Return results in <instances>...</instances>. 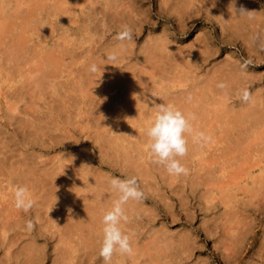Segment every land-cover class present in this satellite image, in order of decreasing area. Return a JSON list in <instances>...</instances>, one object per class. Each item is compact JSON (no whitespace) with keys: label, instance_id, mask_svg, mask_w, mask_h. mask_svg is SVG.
Returning <instances> with one entry per match:
<instances>
[{"label":"bare ground","instance_id":"bare-ground-1","mask_svg":"<svg viewBox=\"0 0 264 264\" xmlns=\"http://www.w3.org/2000/svg\"><path fill=\"white\" fill-rule=\"evenodd\" d=\"M65 1L0 0V33H2L0 43L3 45L0 48V65L2 62L6 63L4 69L10 73L11 76L8 75V77L13 80V83L8 84L6 89H0L1 91L5 90L0 91V95L5 97L6 103L4 107L0 103V181H5V185L2 184L10 191L17 185L27 186L34 199V204L27 211L17 209L12 200L13 193L6 195L0 189V250H4L3 258L0 257V264L3 261L11 263V259H15L18 264H45L44 247L47 243H51L52 239L56 240L54 244L52 243L54 257L51 264H106L99 255V241L102 237L101 216L111 207L112 201L118 196V193L109 184L110 177L115 174L123 176V178L135 176L142 196L138 200L129 199L123 205L128 219L122 222L121 227L129 235L132 252H114L107 264H160L162 260L164 262L171 261L173 264H188L191 241L188 230L179 232L171 230L167 223L170 220L171 223L179 222L188 225L187 211H182L186 208L187 202L181 196L183 193H179L183 188H177L173 184V178L176 175L168 174L162 166L154 163L150 158L148 148L142 147L147 143L144 128L139 130L134 127L135 131L131 132L130 139L123 125L131 121L133 117L136 119L137 114L142 113L145 109L154 111L157 104L165 103L173 105L179 110L182 109V106L188 108L186 111L189 116L199 120L203 118L206 120L210 118V115L215 114L220 123L218 127L224 132V137H227L233 144H237L250 138L259 125L264 127V87L261 88V86V89L258 88L254 93L249 94L247 101L236 96V86H240L241 90L238 94H242L246 87L253 89L252 84L255 80L253 73L248 72L246 67L238 63V57L227 56L223 61L212 64L206 68L205 72L199 74V71L203 69V63L216 54L218 47L206 48L202 42L196 41L182 50L164 29L160 32H149L141 44H135L134 39L139 36L144 26L147 27L150 20L148 18L150 12L145 10V7L148 6L143 7L144 9L140 8L141 3L145 0H89L90 3L87 0L88 4H86V10H84L81 20L75 19V14L65 16L66 11L71 14L76 9L73 4L63 7L62 4ZM178 2L183 8H187L191 0H162L160 3H162L163 11L171 15ZM209 4H213V0H210ZM248 4L250 3L248 2ZM245 6L236 7L232 2H225L218 6L219 16L227 21L226 30L228 31L226 39L219 38L218 41L228 45L233 44L235 39L241 38L247 52L255 55V60L260 62L264 58V19L254 18ZM254 7L256 6L254 5ZM218 11L216 12L218 13ZM180 13L185 12L180 11ZM40 14H48L53 17L49 20L51 31L64 25L62 31H71V34L81 31V36L86 35L88 40L92 39L90 38L91 31L104 38L96 45L93 44V48L91 46L90 49H87L77 41H75L77 43L71 42L69 46L61 44L58 42L60 35L55 39L52 38L48 48H46V42L36 48L35 43H26L27 40L22 35V31L27 30L32 22L38 20ZM153 23L156 24L155 21ZM38 25H36V31L39 30ZM125 25L131 30V38L118 40L116 34ZM102 26L103 30L100 31ZM40 28L42 27L40 26ZM219 29L222 31V28ZM107 31H115L116 34L108 38L105 37ZM52 35L50 34V36ZM65 41L67 40L65 39ZM93 42L91 41V43ZM109 54H113L114 59H108ZM193 54L195 55L191 58ZM182 62L185 64L181 66ZM26 64L24 70L23 66ZM91 64L97 65V70L94 73L89 71ZM185 65H188L189 71H191L190 67L194 66L192 68L195 74L191 75L193 82L190 84L191 86H187L189 83H186L188 74L187 70L183 68ZM221 82L224 87H218ZM174 86H178V89L173 91ZM191 93L192 96H189ZM45 95L47 96L45 97ZM231 97L232 101L229 102ZM234 97H238V99ZM150 101L156 102L155 105L153 103L152 106ZM76 107L83 112L81 124L78 122L77 126H71V124L68 126L67 123L60 122L66 117L64 116L66 114L63 115L62 112L70 113L69 110ZM183 112L185 111L183 110ZM146 118L148 119V117ZM211 122L210 124L213 123ZM10 128L15 129L14 137L13 134H10L15 141L13 145L11 138L9 141L8 138L7 140L2 139L3 131L7 132ZM211 129L212 132L213 129ZM261 130L260 132H262ZM252 146L250 147L252 148ZM230 151L232 152V150H229V155ZM54 152L59 154L48 155ZM184 158H181L182 163ZM223 162L225 163V160ZM225 164L227 166V163ZM240 164V166L244 165ZM250 164L252 165V163ZM237 167H239L238 164ZM103 168L109 172L103 171ZM216 168L214 169L216 170ZM241 170L239 174L246 169L242 172ZM205 173L210 174L209 170L204 173L201 171L196 177L194 176L195 179L191 180L189 188L192 192L197 185L206 184L207 174L203 176ZM262 174L264 173L262 172ZM180 178L181 176L179 180ZM213 183H210V186ZM220 183L223 184V181ZM224 184L227 185L225 182ZM162 187L164 191H167L170 199L174 198V195L177 196L178 209L176 212L172 203L166 198L160 197L159 200L166 207V211L159 214L161 215L159 217L158 209L144 206V201L153 200L156 196L158 198L160 196L159 189ZM262 187L258 189L261 190ZM226 190H224L225 193ZM210 191L208 192L210 193ZM233 191L231 192L233 193ZM5 192L8 193L6 190ZM240 202L242 201L240 200ZM160 218L166 221L163 222ZM29 220L32 222L31 229L26 226V221ZM235 220L238 221V219ZM157 221H159V225L156 226ZM236 236L233 237V240L237 238ZM39 238L44 240L43 244L37 241ZM247 240L246 242H248ZM228 243L225 240L223 245ZM226 251L228 252V250Z\"/></svg>","mask_w":264,"mask_h":264},{"label":"rangeland","instance_id":"rangeland-1","mask_svg":"<svg viewBox=\"0 0 264 264\" xmlns=\"http://www.w3.org/2000/svg\"><path fill=\"white\" fill-rule=\"evenodd\" d=\"M70 1V3H69ZM66 0L62 6L63 7H67L69 6L68 4H70V6L73 4L74 5V9L71 14L70 12L66 11V15L65 13L63 15L65 16H70V15H74L75 19H79L81 20L84 16V10H86V4L90 3V1L88 0ZM143 1V0H142ZM157 0H145L141 3L140 8L144 9L143 7H145V10H149V15L148 18H150L148 25H146L147 27H143L141 29V32L139 34V36L137 38L134 39L135 44L139 45L141 44V42H143L144 38L147 36V34L152 33V32H160L161 30H166V32L168 31L170 38L172 39V41L175 42L176 45H178L180 48H182V50L187 46L190 45L191 43H194L196 41L202 42L204 46H206V48H215L218 47V50L216 52V54L210 58H208V60H206V62L203 63V69L199 71V74H202L203 72H205L206 68L210 67L212 64L216 63V62H221L224 60V58H226L227 56H233L235 58L238 57L237 61L238 63H240V65H242L243 67H246L248 69V72H252L253 73V77H254V81L252 84V88H247V91L249 94H251L252 92L254 93V91L261 89L264 87V58L262 59V61L258 62L255 60V55L250 54L247 52L246 50V46L243 43L242 44V39L237 38L234 40L233 44H223L221 42L218 41L219 38H225L228 35V31L227 29V21L225 19H223L222 17L219 16V9L218 6L222 5L225 2H232L236 7L239 6H245L247 8L248 11H250L253 15L254 18H263L264 19V0H248L246 2V0H240L238 2V0H213V4H209L210 0H191L190 5H188L187 8H183V6L180 5V3L176 4V9L174 11H172L171 15L167 14L165 11H163V6H162V0L159 2H156ZM189 1V0H188ZM203 1V2H202ZM251 1V2H250ZM78 2V3H77ZM80 2V3H79ZM86 2V3H85ZM154 2V3H153ZM199 2V3H198ZM219 2V3H218ZM248 2L250 4H248ZM150 3V4H149ZM157 3V4H156ZM201 3V4H200ZM217 3V4H216ZM252 3V4H251ZM259 3V4H258ZM66 4V5H65ZM76 4V5H75ZM148 4V5H147ZM161 4V5H160ZM198 6H196V5ZM248 4V6H247ZM256 7H254V5ZM161 7H160V6ZM217 5V6H216ZM204 6V7H202ZM214 8H212V7ZM159 7V8H158ZM179 7V8H178ZM207 7V8H206ZM148 8V9H147ZM156 10H155V9ZM182 8V9H180ZM202 8V9H201ZM205 8V9H204ZM211 8V9H210ZM253 8V9H252ZM82 9V10H81ZM179 9V10H178ZM185 9V10H184ZM214 11H213V10ZM195 10V12H194ZM201 10V11H200ZM205 10V11H203ZM263 10V11H262ZM76 11V12H75ZM159 11V12H158ZM179 11V12H178ZM181 12H185V13H180ZM212 11V12H211ZM218 11V13L216 12ZM75 12V13H74ZM162 12V14H160ZM198 12V14H197ZM206 12V13H204ZM78 16H77V14ZM83 13V14H82ZM180 13V14H179ZM187 13V14H186ZM196 13V14H195ZM203 14V15H202ZM207 14V15H206ZM44 17H43V16ZM48 14H40L38 20H35L34 22H32V25L30 27H27L28 29L22 31V35H24V37H26V43H35V47L38 48L40 47V45H44V43L46 44V48H48L49 46V42H52V38L55 39V37H60L58 38V42H60L61 44L65 45V46H69L71 42H80V44L87 49H90L91 46L93 48V44H97L99 43L98 41H102L103 38H101V35H99L98 33H94L93 31L90 32V34L92 35L90 38V40H88L89 38L85 37V36H81L80 32L77 33H72L71 31H62L63 26L56 28L55 31H51L50 30V21L51 18H53L51 15ZM173 15V16H172ZM178 15V16H177ZM183 15V17H181ZM190 15V16H189ZM211 15V16H210ZM218 15V16H217ZM189 16V17H188ZM217 16V17H216ZM48 17V18H45ZM174 17V18H173ZM185 17H187L185 19ZM196 17V18H195ZM41 18V19H40ZM45 18V21H44ZM50 18V19H49ZM176 18V19H175ZM182 18V19H180ZM190 18V21H189ZM207 18V19H206ZM159 19V20H158ZM180 19V20H179ZM217 22H216V20ZM47 20V21H46ZM173 20V21H172ZM176 20V21H175ZM179 20V21H178ZM184 20V21H183ZM37 21V22H36ZM40 21V23H39ZM153 21L156 22L153 23ZM44 22V23H43ZM182 22V23H181ZM191 22V23H190ZM195 22V23H194ZM37 23V24H35ZM46 23V24H45ZM151 23V24H150ZM165 23V24H164ZM180 23V24H179ZM194 23V24H193ZM216 23V24H215ZM39 24V25H38ZM150 24V25H149ZM189 24V25H188ZM193 24V25H192ZM222 24V25H221ZM35 25V26H34ZM36 25H38L39 30H35L36 29ZM47 25V26H46ZM153 25V26H152ZM155 25V26H154ZM220 25V26H219ZM40 26L42 28H40ZM46 26V28H45ZM149 26V27H148ZM168 26V27H167ZM186 26V27H185ZM33 27V28H31ZM182 27V28H181ZM218 27V28H217ZM161 28V29H160ZM222 31H224L223 33H221V29ZM32 29V30H31ZM41 29V30H40ZM172 29V30H171ZM176 29V30H175ZM219 29V30H218ZM103 30V26L100 27V31ZM33 31V32H31ZM51 31V33H50ZM187 31V32H186ZM204 31V32H203ZM36 32V33H35ZM67 32V33H66ZM111 32V31H110ZM109 31L106 32L105 37H112L115 33V31L110 33ZM201 32V33H200ZM25 33V34H24ZM35 33V34H33ZM49 33V34H48ZM59 33V34H58ZM66 33V34H65ZM173 33V34H172ZM39 34V35H38ZM50 34H53L52 36H50ZM63 34V35H62ZM68 34V35H67ZM70 34V36H69ZM74 34V36H73ZM95 34V35H94ZM109 34V35H108ZM145 34V35H144ZM204 34V35H202ZM220 34V37H219ZM28 39H27V36ZM32 35V36H31ZM37 35V36H35ZM43 35V36H42ZM77 35V36H76ZM94 35V37H93ZM107 35V36H106ZM133 35V34H132ZM200 36L198 38V36ZM223 35V36H222ZM2 36V33H0V38ZM34 36V37H33ZM46 36V37H45ZM135 36V35H133ZM204 36V37H202ZM30 37V38H29ZM43 40H42V38ZM69 37V38H68ZM75 37V38H74ZM206 37V38H205ZM34 38V39H33ZM71 38V39H70ZM73 38V41H72ZM77 38V39H76ZM83 38H85L84 40H82ZM32 39V40H31ZM36 39V40H35ZM64 39V40H63ZM65 39L67 41H65ZM69 39V40H68ZM94 39V40H93ZM138 39V40H137ZM175 39V40H174ZM196 39V40H195ZM31 40V41H30ZM48 40V41H45ZM71 40V41H70ZM97 40V41H96ZM83 41V43H82ZM91 41L93 43H91ZM207 41V42H206ZM40 42V43H39ZM75 42V43H77ZM88 42V43H87ZM183 42V43H182ZM67 43V44H66ZM88 45H87V44ZM186 43V44H185ZM207 43V44H206ZM220 43V44H219ZM84 44V45H83ZM206 44V45H205ZM223 44V45H222ZM87 45V46H86ZM242 45V46H241ZM3 45L0 43V48ZM38 46V47H37ZM89 47V48H88ZM188 47V46H187ZM244 48V49H243ZM185 50V49H184ZM229 54V55H227ZM195 54H193V56H191V58L194 57ZM242 56V57H241ZM190 57V56H189ZM212 62V63H211ZM254 63V64H253ZM6 64V63H5ZM4 64V62L1 63L0 65V89H6L7 85L11 84V82L13 81L12 79H10L8 77V75H10V73L8 71H6L4 69V67L6 66ZM185 63H181V66L184 65ZM262 64V65H261ZM27 66V64L25 66H23V69L25 70V67ZM205 66V67H204ZM3 67V69H2ZM194 66L190 67V70L188 69V65L185 67L183 66V68H185L187 70V74H188V78L186 80L187 86H189L190 84H193L192 82V73L195 74L193 68ZM11 69V68H9ZM3 71V72H2ZM189 71V72H188ZM202 71V72H201ZM191 72V73H190ZM4 77H3V76ZM11 76V75H10ZM14 76V73L12 75V77ZM8 77V78H7ZM185 77V76H184ZM16 78V77H14ZM190 79V80H189ZM259 80V81H258ZM111 82V81H109ZM258 84H257V83ZM13 83V82H12ZM263 83V84H262ZM2 84V85H1ZM257 84V85H256ZM4 85V87H3ZM191 86V85H190ZM262 86V87H261ZM255 87V89H254ZM261 87V88H260ZM175 88V89H174ZM173 91L178 89V86L175 87L174 86ZM237 89V90H236ZM245 89V90H246ZM241 88L240 86H236L235 88V92L237 93L236 96L241 97L238 94V92H240ZM1 91V90H0ZM5 90H2L1 92H3ZM47 95H45L46 97ZM192 96V93L189 95ZM238 97H234L235 99H238ZM5 97H3L2 95H0V100H1V106L4 107L5 103ZM3 101V102H2ZM232 101V97L229 99V102ZM154 102L150 101V104L152 105ZM156 103V102H155ZM154 103V105H155ZM188 106V103H186ZM153 106V105H152ZM188 108H184L182 106L181 111L183 112V110L186 112H183L186 116H189L188 112ZM69 112H62V114H66L64 116L65 119H63V121H60L62 123H67L68 126L71 124V126H77L79 124H81V120H82V115L83 112L78 108H72L71 110H69ZM80 111V113H79ZM149 111V112H148ZM73 112V114H72ZM150 113V114H149ZM152 113V114H151ZM154 111L151 110H147L145 109L144 111H142V113L137 114L138 117L135 119V117H133V119L129 122H127L126 124L123 125L126 133L128 134L129 138L131 139L132 137V133L135 131L134 127L136 129H143L145 128V126L147 125L148 121L152 118ZM71 117H70V116ZM140 115V116H139ZM79 116V117H78ZM68 117V118H67ZM78 117V118H77ZM148 117V119L146 118ZM139 118V119H138ZM146 118V119H145ZM220 118V117H219ZM67 119V120H66ZM70 119V120H68ZM135 119V120H134ZM143 119V120H142ZM210 119V120H209ZM78 120V121H77ZM148 120V121H147ZM197 120V121H196ZM197 119L195 117H191L190 122L192 124V128H193V133L192 135H189L188 137V152L187 154L184 156V162L183 164L185 165L186 168H188V173L185 174H181V175H176L175 178H173V184L177 187V188H183V190H181L182 192H179L180 194H182L181 196H183V198L186 200V208L182 209L183 212L187 211L188 214V225L185 223H179V222H175V223H171L170 220L167 221L169 228L171 230H177L179 231H183V230H188V236L190 238V244H189V253H188V258H190V260H188V264H264V174H262V172L264 173V127L262 125H259L256 129L254 134L250 137L247 138L246 140H243L242 142L239 143H235L233 144L232 141L230 142L229 139L227 137H224V132L222 131L221 128H219V121L217 119V117L215 116V114H213L212 116L210 115V118L206 119ZM66 121V122H65ZM213 123H212V122ZM71 122V123H69ZM78 122H80L78 124ZM142 122V123H140ZM145 122V123H144ZM197 124H196V123ZM200 122V125H199ZM210 122L212 124H210ZM77 123V124H76ZM130 123V124H129ZM140 123V124H139ZM205 123V124H204ZM207 124V125H206ZM216 124V126H215ZM218 124V125H217ZM144 125V126H143ZM264 125V124H263ZM133 126V127H132ZM205 126V127H204ZM213 126V127H211ZM261 126V127H260ZM204 127V128H203ZM210 128H212V132L210 131ZM263 132H260V130ZM133 129V131H131ZM258 129V131H257ZM15 129L10 128V130L8 129L7 132L3 131V136L2 139L7 140L9 139L12 142V145L14 144V135H15ZM202 130V131H201ZM209 130V131H208ZM217 130V131H215ZM220 130V131H219ZM208 131V132H207ZM214 131V132H213ZM257 131V132H256ZM4 132H6L4 134ZM10 132V133H9ZM132 132V133H131ZM197 132H203L205 135L208 133L209 134L207 137V140H203L201 142H194L192 139V136L195 135V133ZM131 133V134H130ZM259 133V134H258ZM262 133V134H261ZM10 134H13L12 136ZM213 135V136H212ZM258 135V136H256ZM9 136V137H6ZM11 136V137H10ZM212 136V137H210ZM220 136V137H219ZM255 136V137H254ZM17 137V136H16ZM213 138V139H212ZM215 138V140H214ZM190 139V140H189ZM220 139V140H219ZM253 139V141H252ZM260 139V140H259ZM222 140V141H221ZM256 140V143H255ZM258 140V141H257ZM217 141V142H216ZM9 142V143H11ZM193 144H192V143ZM206 142V143H205ZM225 142V143H224ZM204 143V144H203ZM211 143V144H210ZM214 145H213V144ZM224 143V144H223ZM255 143V144H254ZM261 143V144H260ZM147 143H145L142 147L147 148ZM209 144V145H208ZM248 144V145H247ZM192 145V147H191ZM210 145H212L213 147H211ZM228 145V146H227ZM254 145V146H252ZM195 146V147H194ZM203 146V147H202ZM236 146V147H235ZM247 146V147H246ZM252 146V148L250 147ZM190 147V148H189ZM202 147V149H200ZM205 147V148H204ZM210 147V148H209ZM238 147V148H237ZM245 147V148H244ZM195 148V149H193ZM205 150H204V149ZM232 150V152L230 151V155H229V150ZM257 150H256V149ZM190 149V150H189ZM193 149V150H192ZM208 149V150H207ZM226 149V150H225ZM237 149V150H235ZM246 149V150H245ZM249 149V150H248ZM253 149V150H251ZM195 150V151H194ZM205 152H204V151ZM207 150V151H206ZM190 151V152H189ZM200 151V152H198ZM216 151V152H215ZM219 151V152H218ZM221 151V152H220ZM228 151V152H227ZM243 151V152H242ZM195 152V153H194ZM210 152V153H209ZM224 152V153H223ZM226 152V154H225ZM63 153V152H62ZM190 153V154H189ZM192 153V155H191ZM200 153V154H199ZM203 155H202V154ZM234 153V155H232ZM236 153V154H235ZM244 153V154H243ZM248 153V154H247ZM51 154H59L57 152L54 153H50L48 154L49 156ZM211 154V155H210ZM251 154V155H250ZM199 155V156H198ZM201 155V156H200ZM209 155V156H208ZM229 155V156H228ZM246 155V156H245ZM248 155V156H247ZM255 155V156H254ZM196 156V157H194ZM225 156V157H224ZM228 156V157H227ZM231 156V157H230ZM238 156V157H236ZM242 156V158H241ZM188 157V158H187ZM190 157V158H189ZM246 157V158H244ZM187 158V160H186ZM203 158V159H201ZM208 158V160H206ZM216 158V159H215ZM234 158V159H232ZM238 158V159H237ZM192 159V161H191ZM197 159V160H196ZM211 159V161H210ZM239 159H242L239 161ZM195 160V161H194ZM199 160V161H198ZM213 160V161H212ZM215 160V161H214ZM220 160V161H219ZM225 160V163L223 162ZM232 160V161H231ZM234 160V161H233ZM237 160V161H236ZM254 160V162H252ZM198 161V162H196ZM202 161V162H201ZM211 163H210V162ZM218 161V162H216ZM251 161V162H250ZM189 164H188V163ZM221 162V163H220ZM231 162V163H230ZM235 162V163H234ZM187 163V164H186ZM195 163V166H194ZM198 163H200V167L198 165ZM208 163V164H207ZM218 163V164H217ZM234 163V164H233ZM244 164L242 166H240L241 164ZM254 163V167L250 164ZM225 164V166H224ZM237 164L239 165V167H237ZM251 166H250V165ZM211 165V166H210ZM233 165V166H232ZM260 165V166H259ZM189 166V167H188ZM193 166V168H192ZM203 166V167H201ZM218 166V167H217ZM191 167V168H190ZM208 167V168H207ZM210 167V168H209ZM217 167V168H216ZM223 167V168H222ZM249 167V168H248ZM197 168V169H196ZM216 168V170L214 169ZM220 170H219V169ZM238 168V169H237ZM251 168V169H250ZM257 168V169H256ZM201 169V170H200ZM203 169V170H202ZM214 169V170H213ZM231 169V170H230ZM242 169V170H241ZM246 169V170H245ZM103 171L105 170V172H109V170H107L106 168L102 169ZM195 170V171H194ZM197 170V171H196ZM208 172L209 170V175L208 173H205L203 176H205L206 174V184H199L195 187V190L192 192V190H190L189 185L191 183V180L195 179V177L197 176V174L204 173V171ZM213 170V171H212ZM243 171L241 174H239V172ZM251 170V171H250ZM193 171V172H192ZM212 171V173H211ZM217 171V172H216ZM219 171V172H218ZM196 172V173H195ZM195 173V174H194ZM214 173V175H212ZM226 173V176H225ZM218 174V175H217ZM233 174V175H232ZM244 174V175H243ZM185 175V176H184ZM191 175V176H190ZM221 175V176H220ZM254 175V176H253ZM112 176H117V177H121L123 178V176L120 175H112ZM181 176L180 180L179 177ZM195 176V177H194ZM234 176V180L232 179V177ZM238 176V177H237ZM244 176V177H243ZM253 176V178H252ZM257 176V177H256ZM263 178H262V177ZM184 177V180H182ZM186 177V178H185ZM188 177V178H187ZM227 177V178H226ZM237 177V178H235ZM247 177V178H246ZM251 177V178H250ZM215 178V179H213ZM228 178H229V182L231 180V182H228ZM241 178V179H240ZM245 178V179H244ZM256 178V179H255ZM186 179V180H185ZM236 179H238L237 181H235ZM247 179V180H246ZM176 180V181H174ZM218 180V182H217ZM223 181L227 184V185H223L222 183H220V181ZM225 180V181H224ZM233 180V181H232ZM261 180V181H259ZM209 181V182H208ZM214 183H213V182ZM177 182V183H176ZM235 182V183H234ZM251 182H253L251 184ZM260 182H262V184H260ZM4 183L5 185V181H0V189L1 191H3L6 195H11L13 192V190L10 191V189H7L4 187V185L2 184ZM182 183V185H181ZM185 183V184H184ZM214 186H212L213 184ZM218 183V184H217ZM217 184V186H215ZM235 186H234V185ZM240 184V186H238ZM178 185V186H177ZM186 185V188H185ZM222 185V188H221ZM3 186V187H2ZM184 186V187H183ZM207 186V188H206ZM210 186V187H209ZM224 186V187H223ZM248 186V187H247ZM262 189H258L261 188ZM209 187V188H208ZM227 187V188H226ZM238 187V188H237ZM256 187V188H255ZM216 188V189H215ZM242 188V189H241ZM244 188V189H243ZM218 189V190H217ZM220 189V190H219ZM227 189V190H226ZM249 189V190H248ZM253 189V190H250ZM256 189V191H255ZM8 191V193L5 192ZM211 190V191H210ZM226 190V193L225 191ZM234 190V191H233ZM210 191V193L208 192ZM233 191V193L231 192ZM246 191V192H243ZM248 191V192H247ZM254 191V192H253ZM258 191V193H256ZM11 192V193H10ZM166 192V193H165ZM222 192V193H221ZM243 192V193H242ZM205 193V194H204ZM228 193H230L228 195ZM236 193V194H235ZM208 194V195H207ZM219 194V195H218ZM233 194V195H232ZM251 194V195H250ZM159 197L157 198V196L155 197V199L153 198V200H146L144 201V206L150 208V209H155L158 211V215L162 214L163 211H166V207L162 204V201L159 200L160 197H164L166 198V200H168L170 203H172V205L175 207L174 210L177 212L178 209V203H177V196L174 195L175 197L173 198H169L168 197V193L167 191H164V188H160L159 189ZM187 195V196H186ZM221 195V196H220ZM227 195V196H225ZM244 195V196H243ZM254 195V196H253ZM258 195V196H257ZM262 195V196H261ZM194 196V197H193ZM200 196V197H199ZM205 196V197H204ZM207 196V197H206ZM213 196V197H212ZM226 198H225V197ZM243 196V197H242ZM246 196V199H245ZM248 196V197H247ZM186 197V198H185ZM204 197V198H203ZM221 197V198H220ZM239 197V198H237ZM254 197V199H253ZM202 198V199H201ZM211 198V199H210ZM215 199V200H214ZM222 199V200H221ZM235 199V200H234ZM243 199V200H242ZM250 199V201H249ZM14 201V198L12 199ZM155 200V201H154ZM157 200V201H156ZM240 200L242 202H240ZM197 201V202H196ZM207 201V202H206ZM211 201V202H210ZM239 201V202H238ZM244 201V202H243ZM157 202V203H156ZM160 202V203H158ZM201 202V203H200ZM206 204H205V203ZM210 202V203H209ZM213 202V203H212ZM216 202V203H215ZM228 202V204H227ZM231 202V203H230ZM255 202V203H254ZM257 202V203H256ZM147 203V204H146ZM211 205H209V204ZM225 203V204H224ZM151 204V206H150ZM205 204V205H204ZM221 204V205H220ZM223 204V205H222ZM236 204V205H234ZM239 204V206H238ZM246 204V205H245ZM249 205V206H248ZM205 206V207H204ZM210 206V207H208ZM229 206V207H227ZM231 206V207H230ZM243 206V207H242ZM248 206V208H247ZM155 207V208H154ZM225 207V208H224ZM233 207V208H232ZM247 209H246V208ZM232 208V209H231ZM238 208V209H237ZM245 208V209H243ZM163 209V210H162ZM220 209V210H219ZM236 209V210H235ZM223 210V211H222ZM230 210V211H229ZM241 210V211H240ZM221 211V212H220ZM244 211V212H243ZM248 211V212H247ZM160 212V213H159ZM240 213V214H239ZM226 214V215H225ZM251 214V215H250ZM237 215V216H235ZM161 215H159L160 217ZM245 216V217H244ZM233 217V218H232ZM252 218V219H251ZM163 222H165V219L160 218ZM216 219V220H215ZM235 219H238L235 220ZM239 219H241L239 221ZM247 219V220H246ZM233 220V221H232ZM235 220V221H234ZM242 221V222H241ZM204 224V225H203ZM225 224V225H224ZM231 224V225H230ZM233 224V225H232ZM159 225V221H157L156 226ZM207 225V226H206ZM235 225V226H234ZM236 225H238L236 227ZM206 227V228H205ZM210 227V228H208ZM208 232H207V231ZM205 231V232H204ZM228 231V232H227ZM230 231V232H229ZM248 231V232H246ZM250 231V232H249ZM232 232V233H231ZM227 233V234H226ZM230 234V235H229ZM246 234V235H245ZM198 235V236H197ZM232 235V236H231ZM237 235V236H236ZM236 236L237 238L233 240V237ZM196 239H194V238ZM214 237V238H213ZM245 237V238H243ZM200 238V239H199ZM223 240H222V239ZM248 240H247V239ZM204 239V240H203ZM240 239V240H239ZM245 239V240H244ZM56 239H52L51 243H47L46 244V248L44 247V251H45V260L44 263L45 264H51L52 258L54 257V253H53V244L54 241ZM222 240V241H221ZM225 240H227L229 243L227 245H223V243L225 242ZM237 240V241H236ZM246 240L248 242H246ZM39 243L43 244L44 240L42 238H39L37 240ZM201 241V242H200ZM220 241V242H219ZM199 242V243H198ZM241 242V243H240ZM53 243V244H52ZM227 243V242H226ZM225 243V244H226ZM240 243V244H239ZM247 243V244H246ZM194 244V245H193ZM199 244V245H197ZM223 245V246H222ZM229 245V246H228ZM234 245V246H233ZM246 245V246H245ZM222 246V247H221ZM236 246V248H235ZM242 246V247H241ZM212 249H211V248ZM229 247V248H228ZM234 247V248H233ZM240 249H239V248ZM194 248V249H193ZM223 248H227L226 250H228V252L223 249ZM240 251L238 252L237 251ZM215 250V251H214ZM224 250V251H223ZM191 251V252H190ZM193 251V252H192ZM227 252V253H226ZM197 253V254H196ZM226 253V254H225ZM230 253V254H229ZM232 253V254H231ZM238 253V254H237ZM4 256V250L1 251L0 250V257L3 258ZM218 255V256H217ZM238 255V256H237ZM198 257V258H197ZM236 257V258H234ZM49 259V260H48ZM194 259V260H192ZM197 259V260H196ZM204 259V260H203ZM235 259V260H234ZM15 259H11V263L9 261H3V263L1 262V264H18L16 262ZM202 260V261H201ZM197 261V262H196ZM236 261V262H235ZM6 262V263H5ZM178 262V261H176ZM235 262V263H234ZM160 264H173V262L171 261H167L164 262L163 260L161 261ZM180 264V263H179Z\"/></svg>","mask_w":264,"mask_h":264},{"label":"clouds","instance_id":"clouds-1","mask_svg":"<svg viewBox=\"0 0 264 264\" xmlns=\"http://www.w3.org/2000/svg\"><path fill=\"white\" fill-rule=\"evenodd\" d=\"M116 38L118 40L130 39L131 30L126 25L122 26ZM108 59H114V55L109 54ZM96 70L97 65L89 66L90 72L94 73ZM218 87H224L223 83L218 84ZM248 98L249 93L244 90L241 99L247 101ZM190 119V116H186L175 106L160 103L155 106L154 114L144 128L150 158L170 175L187 174L188 172L181 158L188 152V137L193 132ZM192 139L194 142H201L207 140L208 137L203 132H197ZM109 184L118 196L101 216L102 237L99 241V255L106 264L114 252H132L129 235L121 227L122 222L128 219L123 205L129 199L138 200L142 196L135 176L125 178L112 176ZM13 198L17 209L27 211L34 204L28 187L23 184L14 187ZM26 226L31 229L32 222L26 221Z\"/></svg>","mask_w":264,"mask_h":264}]
</instances>
